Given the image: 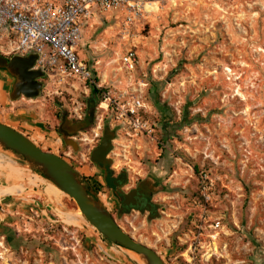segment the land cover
Wrapping results in <instances>:
<instances>
[{"label": "rangeland", "instance_id": "rangeland-1", "mask_svg": "<svg viewBox=\"0 0 264 264\" xmlns=\"http://www.w3.org/2000/svg\"><path fill=\"white\" fill-rule=\"evenodd\" d=\"M110 25L88 29L84 39L92 49L80 45L76 52L99 70L98 81L105 77L108 91L114 81L120 88L127 83L126 74L117 72L122 53ZM139 34L134 88L146 76L151 111L144 120L153 129L150 136H128L115 113L104 114L97 106L93 124L82 131L88 141L80 142L78 133L73 141L78 150L67 149L56 132L58 115L74 117L79 107L85 114L91 90L85 94L76 83L77 91L56 94L45 79L38 98L8 99L0 122L99 184L90 160L99 145L94 132L102 135L99 126L116 135L108 155L114 172L135 178L150 169L163 172L166 190L154 198L161 213L152 221L134 212L112 215L105 186L97 196L120 228L165 264H179L174 261L179 248L176 235L162 236L160 227L181 222V233L190 215L223 219L222 258L210 264H264V0H177L175 9L159 14ZM91 53L100 63L96 67ZM96 97L99 105L102 97ZM164 113L169 115L165 126ZM0 155L1 191L21 190L8 208L0 205V229L6 232L0 234V264H140L130 251L107 242L57 187L1 147ZM48 187L57 196L48 194Z\"/></svg>", "mask_w": 264, "mask_h": 264}, {"label": "built area", "instance_id": "built-area-1", "mask_svg": "<svg viewBox=\"0 0 264 264\" xmlns=\"http://www.w3.org/2000/svg\"><path fill=\"white\" fill-rule=\"evenodd\" d=\"M177 7V0H0V56L28 57L37 55L33 71H42L45 81L56 90L77 91L76 83L85 94L95 89L102 97L98 109L104 114L115 113L116 121L126 134L151 135L153 129L144 120L151 111L146 102L144 90L148 82L134 88L140 59L136 52L139 33L159 14ZM90 28L102 24H112L117 28L116 41L121 56L117 63L127 76L125 87L113 82L109 91L105 89L106 79L98 81V69L87 65L76 54L84 39L85 24ZM100 63L94 62L95 67ZM115 64V63H113ZM115 70L113 79L117 78ZM97 74V75H96ZM105 105V108H103ZM82 108L75 110V118L82 120ZM102 131V127H98ZM93 142L100 139L94 132ZM80 142L88 139L79 133ZM74 141H77L75 136ZM207 179L204 175L201 177ZM202 196L207 203L210 198L205 187ZM188 228L179 233L181 222L176 225L161 226L163 236L176 235L179 254L174 261L179 264H210L222 258L219 243L223 234L222 218L216 215H190ZM169 230V231H168ZM226 247H224L225 249Z\"/></svg>", "mask_w": 264, "mask_h": 264}, {"label": "water", "instance_id": "water-1", "mask_svg": "<svg viewBox=\"0 0 264 264\" xmlns=\"http://www.w3.org/2000/svg\"><path fill=\"white\" fill-rule=\"evenodd\" d=\"M37 58V55L10 58L0 56V72L12 79L10 100L16 101L22 97L33 100L40 96L43 85L38 80L43 79L44 74L42 71L31 70ZM115 136L114 131L104 128L100 144L91 152L92 164L102 166L110 164L106 158L111 151V143ZM66 145L71 146L75 152L78 150L77 145L72 141ZM0 147L73 200L86 221L109 243L138 255L145 264H165L154 250L135 241L120 228L94 190L60 156L43 151L29 138L1 122Z\"/></svg>", "mask_w": 264, "mask_h": 264}, {"label": "flooded vegetation", "instance_id": "flooded-vegetation-1", "mask_svg": "<svg viewBox=\"0 0 264 264\" xmlns=\"http://www.w3.org/2000/svg\"><path fill=\"white\" fill-rule=\"evenodd\" d=\"M38 82L43 85L42 79L38 80ZM97 106V97H89L86 104H84L85 115L80 121L75 116H71L69 112L58 115L56 132L60 135L67 149L73 148L66 145V143L73 142L78 133H81L86 126L93 124ZM101 140L102 135L100 136L99 144ZM106 159L109 160L108 156ZM92 165L98 174L97 178L100 180V185L105 186L110 192L115 211L112 215L121 217L134 212L138 213V215H146L147 219L151 221L160 215V205L156 203L154 198L166 190L167 176H163V172L150 169L145 176L138 174L137 178H135L127 175L126 171L114 172L111 162L103 166ZM82 178L86 182L92 181L91 176L82 174Z\"/></svg>", "mask_w": 264, "mask_h": 264}, {"label": "crops", "instance_id": "crops-1", "mask_svg": "<svg viewBox=\"0 0 264 264\" xmlns=\"http://www.w3.org/2000/svg\"><path fill=\"white\" fill-rule=\"evenodd\" d=\"M90 24L91 22H88L87 24H85L84 35L88 29H91L89 27ZM110 26H111V29L115 28L116 33H117L116 26L115 25H110ZM114 45L117 51H119V45H116L115 42H114ZM81 46H83L86 49V51H90L92 49V47L89 46L88 40L86 41L85 39H83ZM117 51L116 52L113 51V54L116 55ZM90 55L92 56V64H94L95 53H91ZM11 85H12V79H10L8 76L0 72V112H1V109L7 105L8 99H10ZM2 165H3L2 156L0 155V167ZM47 192L48 194H55L57 196V193L49 187L47 189ZM19 193H21V190H19V187H12V188L6 189L3 192L1 191V187H0V205L8 208L11 205V200H12L11 196H14L15 194H19ZM0 210L3 211V209H0ZM0 226H1V219H0Z\"/></svg>", "mask_w": 264, "mask_h": 264}, {"label": "trees", "instance_id": "trees-1", "mask_svg": "<svg viewBox=\"0 0 264 264\" xmlns=\"http://www.w3.org/2000/svg\"><path fill=\"white\" fill-rule=\"evenodd\" d=\"M93 94H95V96L94 97H96V95H97V91L95 90V89H91V92H90V95H89V97H92V98H94L93 97ZM89 99V98H88ZM87 99V100H88ZM86 100V101H87ZM86 101H85V104H86ZM97 104H98V100H97ZM156 106L157 107H159V104H156ZM163 109L164 110H167V107L165 106H163ZM93 112H94V110H93ZM185 114H184V119H185ZM168 119H169V115H167V113H164L163 114V116H162V123H163V125L165 126L166 124H167V122H168ZM91 127V125H89V126H86L85 127V129H83V131H86V129L87 128H90ZM169 137H171V133H169V135H168V138ZM194 171L195 172H197V169L195 168L194 169ZM34 172H36V171H34ZM37 173V172H36ZM39 175V174H38ZM87 183L89 184V186L94 190V192L98 195V193L100 192V190H101V185L98 183V182H96V181H91V182H89V181H87ZM6 232H5V230H3V229H0V234L2 235V234H5ZM105 242H106V240H105ZM108 242V241H107Z\"/></svg>", "mask_w": 264, "mask_h": 264}, {"label": "bare ground", "instance_id": "bare-ground-1", "mask_svg": "<svg viewBox=\"0 0 264 264\" xmlns=\"http://www.w3.org/2000/svg\"><path fill=\"white\" fill-rule=\"evenodd\" d=\"M103 108H105V105H103ZM129 253H131V256H133L135 259H137L140 264H145L144 261L138 255H136V254H134L132 252H129Z\"/></svg>", "mask_w": 264, "mask_h": 264}]
</instances>
